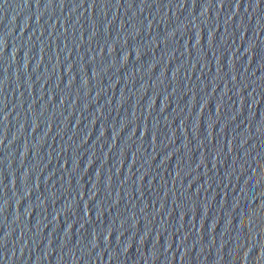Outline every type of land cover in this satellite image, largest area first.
Instances as JSON below:
<instances>
[{"label":"water","instance_id":"1","mask_svg":"<svg viewBox=\"0 0 264 264\" xmlns=\"http://www.w3.org/2000/svg\"><path fill=\"white\" fill-rule=\"evenodd\" d=\"M0 264H264V0H0Z\"/></svg>","mask_w":264,"mask_h":264}]
</instances>
